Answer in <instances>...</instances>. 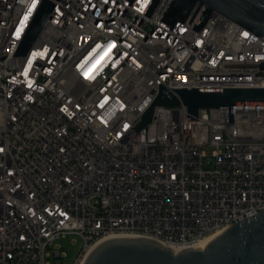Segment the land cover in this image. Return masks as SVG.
Returning <instances> with one entry per match:
<instances>
[{"label":"built area","instance_id":"obj_1","mask_svg":"<svg viewBox=\"0 0 264 264\" xmlns=\"http://www.w3.org/2000/svg\"><path fill=\"white\" fill-rule=\"evenodd\" d=\"M0 0V264H51L57 241L148 238L182 251L264 209V109H155L170 88L264 89V37L202 10L172 31V0ZM176 249V250H175Z\"/></svg>","mask_w":264,"mask_h":264},{"label":"water","instance_id":"obj_2","mask_svg":"<svg viewBox=\"0 0 264 264\" xmlns=\"http://www.w3.org/2000/svg\"><path fill=\"white\" fill-rule=\"evenodd\" d=\"M129 1L132 7L136 0ZM160 0H152L144 15L151 17ZM202 10L193 30L199 32L210 18L222 15L257 36L264 37V0H172L159 24L170 29ZM54 4L44 0L18 50L25 55L35 44L53 14ZM227 68H260L262 64H226ZM184 105L188 120H198L201 110L227 107V123L234 109H264V89L170 88L159 84V94L132 129L137 133L152 122L156 107ZM83 264H264V209L208 240L202 247L175 252L148 238H114L92 249Z\"/></svg>","mask_w":264,"mask_h":264},{"label":"rangeland","instance_id":"obj_3","mask_svg":"<svg viewBox=\"0 0 264 264\" xmlns=\"http://www.w3.org/2000/svg\"><path fill=\"white\" fill-rule=\"evenodd\" d=\"M57 244L61 248L62 258L55 259L52 257L48 259L51 264H75L84 247L83 239L74 235L57 241Z\"/></svg>","mask_w":264,"mask_h":264},{"label":"bare ground","instance_id":"obj_4","mask_svg":"<svg viewBox=\"0 0 264 264\" xmlns=\"http://www.w3.org/2000/svg\"><path fill=\"white\" fill-rule=\"evenodd\" d=\"M216 235H218V234H216ZM216 235H213V236L207 238L206 240H204L203 242H201V244H199L198 247H202V246H203L208 240H210L211 238L215 237ZM175 250H176V249H175ZM175 252H178V251H175Z\"/></svg>","mask_w":264,"mask_h":264}]
</instances>
